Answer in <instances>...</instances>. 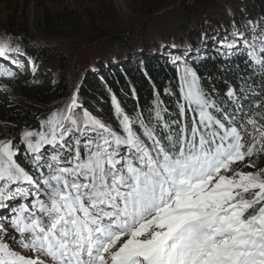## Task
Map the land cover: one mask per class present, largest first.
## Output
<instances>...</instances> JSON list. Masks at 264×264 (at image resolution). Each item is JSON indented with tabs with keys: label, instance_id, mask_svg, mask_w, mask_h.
Masks as SVG:
<instances>
[{
	"label": "snow or ice",
	"instance_id": "obj_1",
	"mask_svg": "<svg viewBox=\"0 0 264 264\" xmlns=\"http://www.w3.org/2000/svg\"><path fill=\"white\" fill-rule=\"evenodd\" d=\"M219 49L264 74V26L234 28ZM188 55L172 61L176 112L159 93L147 116L113 97L116 128L73 94L38 128L0 138V264H264V113L249 115L231 86L238 107L218 105ZM26 57L19 37L0 36V61ZM16 75L0 63V77Z\"/></svg>",
	"mask_w": 264,
	"mask_h": 264
},
{
	"label": "trees",
	"instance_id": "obj_2",
	"mask_svg": "<svg viewBox=\"0 0 264 264\" xmlns=\"http://www.w3.org/2000/svg\"><path fill=\"white\" fill-rule=\"evenodd\" d=\"M76 1L82 0H0L3 8L7 9L4 32L12 37H19L24 33L22 29L25 27L27 29L25 34H28L29 28L22 26L15 14L18 13L16 10L19 4H22L24 10L28 5L33 4L42 10V20L40 19L39 24L45 27L47 36L53 39L64 38L67 27L76 26L75 21L68 13H51L49 7H62L68 2ZM86 1H90L91 4L95 2L94 0L84 2ZM103 1L105 0L100 1L102 5H104ZM211 1L213 0H180L176 7L185 10L190 7L198 9L201 3ZM159 6H152L145 15L152 11L153 14L150 16L155 15L154 13L160 9ZM214 20V28H205L204 24L200 23L197 25L199 29L188 30L180 41L167 36L165 39L156 40L154 44L148 42L135 48L132 46L134 50L129 48L133 50L131 59L123 57L125 54H122V56H114V61L105 56L98 57L99 60L95 59L93 62L89 61L91 63L83 77V83L81 81L82 86L78 93L84 108L116 128L119 125L112 103L113 97L129 115L134 116L143 109L147 116L159 93V98L169 110L176 112L180 94L179 73L177 65L172 61L176 56L184 59L185 53H188V63L197 71L202 86L206 90H214L212 95L218 105L227 108L229 112L234 111L238 105L230 103L225 93L230 86L238 93L243 89L241 102L246 109H250L249 115L256 113V118L260 119L259 114L264 113V102L259 109L254 107V103L257 99L264 101V97L251 94L241 74L244 73L245 77H251L256 81V92L264 91V79H262L264 74L259 72L252 74L246 69L247 55L244 52H234L231 56L222 54L219 42L224 40L234 28L251 33L252 25L264 26V0H244L240 4L233 3L227 9L221 7ZM209 21L211 19H206V22ZM104 34L106 33L100 32L96 36L98 42L106 38ZM117 40L125 41L123 36H120V39L116 38L115 41ZM22 46L27 52V58L33 60L34 64L43 61L44 56L49 54V52L44 54L33 52L24 42ZM180 71L182 72V69ZM60 74L63 80V75ZM60 82L55 90L42 91L35 86L34 79L22 81L21 76L0 77V84L7 85L5 91L0 93V120L4 122L6 137H18L26 127H39L38 122L48 116L47 104L52 103L53 97L63 96L66 93L63 81ZM166 89L171 94H166ZM12 95L27 100L34 108L29 111L15 106Z\"/></svg>",
	"mask_w": 264,
	"mask_h": 264
},
{
	"label": "rangeland",
	"instance_id": "obj_3",
	"mask_svg": "<svg viewBox=\"0 0 264 264\" xmlns=\"http://www.w3.org/2000/svg\"><path fill=\"white\" fill-rule=\"evenodd\" d=\"M84 1L68 2L62 7H49L53 14L68 13L76 24L74 28L67 27L64 38L59 39L49 38L45 27L39 24L40 19L42 20V10L33 4L28 5L26 10L22 4L17 6L16 19L22 26L29 28L28 34H25L27 29L23 27L24 33L19 36L20 40L33 52L40 54L49 52V54L37 64L27 57L22 58L19 67L3 61L0 63H4L6 68L15 71L16 76H21L22 81L34 79L35 86L42 91L55 90V87L61 83L60 81H63L66 93L63 96L53 97L52 103L47 104L49 114L65 108L73 94L77 95L78 103L82 105L81 111L85 109L78 93L88 66L95 59L99 60L98 57L105 56L114 61V56L125 54L123 57L131 59L134 48L146 45L148 42L154 44L156 40L165 39L167 36L180 41L188 30L199 29L197 25L200 23H203L205 28L212 29L214 28V17L221 7L227 9L233 3L240 4L244 0H213L210 3H201L198 9L190 7L186 10L176 7L180 0H169L168 2L167 0H105L104 5L100 3L101 0H94L92 4L90 1ZM150 3L160 5V9L152 16L150 15L153 11L145 15L154 6ZM162 4L165 5L161 6ZM3 7L0 3V36L7 35L11 38L12 36L4 32L7 9ZM206 19H211V21L206 22ZM100 32L106 33L104 34L105 39L110 37L109 40L102 39L98 42L96 36ZM120 36H123L125 41L117 40L116 42V38L120 39ZM60 73L63 75V80H61ZM5 89L6 87L0 84V93ZM12 98L17 107L29 111L34 108L25 99L17 98L16 95H12ZM6 136L4 122L0 120V138ZM257 163L260 167H264V154L260 155Z\"/></svg>",
	"mask_w": 264,
	"mask_h": 264
},
{
	"label": "water",
	"instance_id": "obj_4",
	"mask_svg": "<svg viewBox=\"0 0 264 264\" xmlns=\"http://www.w3.org/2000/svg\"><path fill=\"white\" fill-rule=\"evenodd\" d=\"M48 114H49V111H48L47 115H48ZM22 131H23V130H22ZM22 131H21V132H22Z\"/></svg>",
	"mask_w": 264,
	"mask_h": 264
},
{
	"label": "bare ground",
	"instance_id": "obj_5",
	"mask_svg": "<svg viewBox=\"0 0 264 264\" xmlns=\"http://www.w3.org/2000/svg\"><path fill=\"white\" fill-rule=\"evenodd\" d=\"M108 124V123H107Z\"/></svg>",
	"mask_w": 264,
	"mask_h": 264
}]
</instances>
